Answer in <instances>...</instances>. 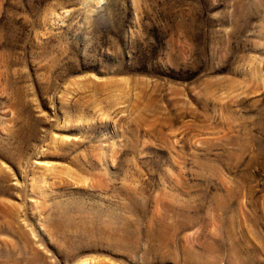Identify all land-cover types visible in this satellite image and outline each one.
<instances>
[{
  "label": "rangeland",
  "instance_id": "1",
  "mask_svg": "<svg viewBox=\"0 0 264 264\" xmlns=\"http://www.w3.org/2000/svg\"><path fill=\"white\" fill-rule=\"evenodd\" d=\"M0 264H264V0H0Z\"/></svg>",
  "mask_w": 264,
  "mask_h": 264
}]
</instances>
